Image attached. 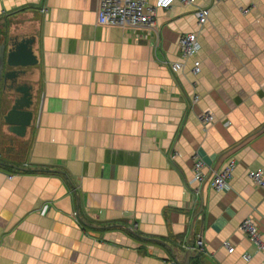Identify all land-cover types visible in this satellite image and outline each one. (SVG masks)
<instances>
[{"label": "crops", "instance_id": "0c3cea01", "mask_svg": "<svg viewBox=\"0 0 264 264\" xmlns=\"http://www.w3.org/2000/svg\"><path fill=\"white\" fill-rule=\"evenodd\" d=\"M98 6L0 0V264H264L239 229H264V0L176 1L148 31ZM189 31L197 75L170 67ZM195 155L234 159L227 190L189 182Z\"/></svg>", "mask_w": 264, "mask_h": 264}, {"label": "built area", "instance_id": "2783aa9c", "mask_svg": "<svg viewBox=\"0 0 264 264\" xmlns=\"http://www.w3.org/2000/svg\"><path fill=\"white\" fill-rule=\"evenodd\" d=\"M180 2L186 5H194L196 0H99L97 10V22L102 25L118 26L121 28L146 29V31L153 29L155 25V15L157 9H167L174 2ZM223 1V0H218ZM248 8L243 9L247 12ZM209 7H197L195 9V16L197 25L201 28L207 21L209 16ZM178 46L180 50L181 60L174 61L170 64L172 71L177 72L183 67V61L192 59L191 72L197 75L201 71V61L198 58V52L201 48L198 34L196 31H189L181 33L178 37ZM199 100V95L194 94L192 103ZM199 119L206 124L214 121L213 113L209 111H201L198 114ZM236 163L234 159L227 161L219 169H210L209 173L204 171L205 163L198 156L193 157V176L190 183L209 182L212 188L217 191H224L229 188L228 180L230 179ZM248 176L251 181L260 187H264V173L261 168L251 169L248 171ZM13 177L9 175V178ZM48 205H43L41 213H46ZM73 215L76 217L77 213ZM239 229L248 239L262 252H264V229H260L256 221L247 217L239 223ZM196 244L199 250H203V241L197 239ZM222 246L228 252H233L234 247L228 240L222 242ZM243 259L248 260L249 255L243 254Z\"/></svg>", "mask_w": 264, "mask_h": 264}, {"label": "water", "instance_id": "95a60500", "mask_svg": "<svg viewBox=\"0 0 264 264\" xmlns=\"http://www.w3.org/2000/svg\"><path fill=\"white\" fill-rule=\"evenodd\" d=\"M2 48H3V47L1 46V47H0V50H1ZM155 240H157V241L163 243V241H161V240H158V239H155ZM185 252H187V253H189V254H188V257L186 258V261H185L184 264H189V258L191 257L192 248H187ZM196 256H197V255H196Z\"/></svg>", "mask_w": 264, "mask_h": 264}]
</instances>
